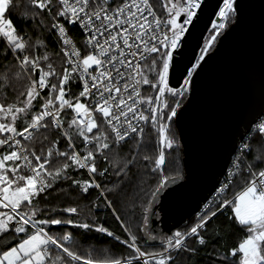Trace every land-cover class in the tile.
<instances>
[{
  "label": "snow or ice",
  "instance_id": "snow-or-ice-1",
  "mask_svg": "<svg viewBox=\"0 0 264 264\" xmlns=\"http://www.w3.org/2000/svg\"><path fill=\"white\" fill-rule=\"evenodd\" d=\"M203 4L0 0V84L22 83L0 96V264H202L201 252L206 264H264V151L249 159L253 141L264 145V118L195 223L168 235L149 230L161 194L183 179L166 168L165 151L178 147L171 124L238 19L237 0H221L199 55L172 86ZM13 9L30 32L17 29ZM81 170L87 178H77ZM230 186L242 190L228 198ZM225 213L246 235L221 251L213 222ZM69 229L98 233L123 251L81 253ZM149 242L160 247L149 250Z\"/></svg>",
  "mask_w": 264,
  "mask_h": 264
},
{
  "label": "water",
  "instance_id": "water-1",
  "mask_svg": "<svg viewBox=\"0 0 264 264\" xmlns=\"http://www.w3.org/2000/svg\"><path fill=\"white\" fill-rule=\"evenodd\" d=\"M238 19L219 36L193 77L192 91L174 125L183 179L161 194L149 224L169 234L188 222L214 191L239 140L264 110V0H237ZM221 0H204L173 72L176 86L185 65L199 55Z\"/></svg>",
  "mask_w": 264,
  "mask_h": 264
},
{
  "label": "trees",
  "instance_id": "trees-1",
  "mask_svg": "<svg viewBox=\"0 0 264 264\" xmlns=\"http://www.w3.org/2000/svg\"><path fill=\"white\" fill-rule=\"evenodd\" d=\"M23 9H19V12L22 13ZM13 20L15 26L17 29H22L24 32H30L32 25L31 24H25L22 19H20V16L18 15V10L13 9L12 14L9 17ZM211 32V29L206 33L205 38L209 36ZM72 34L75 35L77 39H79V32L78 30H73ZM204 38V39H205ZM215 45V44H214ZM203 46V45H202ZM214 47V46H213ZM55 49V45L49 44V51L53 52ZM20 88L22 87V83H16V82H9L5 81L3 84H0V96H2L5 92V88L7 87L8 94H12V87ZM47 91V90H45ZM150 94V93H146ZM171 133L175 134V138L178 144L177 146H174L171 150L165 151V157H166V168L169 175H175L177 171L181 172L183 175L184 172V166L182 162V150L180 146V141L178 138V133L176 131L174 122L171 124ZM170 133V134H171ZM64 142L61 143V149H63ZM253 152L249 155V159L254 158V155L257 151H264V145L259 144L255 141L251 144ZM125 152H127V147L124 149ZM158 155V152L156 153ZM135 171V170H134ZM82 175L77 178H87L86 172L81 170ZM242 189L237 187H231L228 191V198H232V196ZM95 196V193L93 192V197ZM83 203H87V201H83ZM229 213H225L224 215H218L217 218H215L213 222V227L219 232L220 238L217 240V247L220 248L221 251H223L225 248H231L234 246H238V244L243 240V238L246 235V232L242 230L238 225H234L231 222L227 220V216ZM161 216V212L157 211V222L159 217ZM193 224V217L186 222L185 224L175 228L172 230L174 232L177 229L183 230L185 227L191 226ZM106 226H112V222L109 221ZM156 227L149 224V230L153 233H155L153 230H155ZM73 232L74 239L76 240L77 245L79 246V250L81 253H87L88 251L95 249L96 251L93 253L96 257L102 258L105 250H108L113 255H119L123 250L120 248L118 244H116L114 241H111L110 238H106L98 233L88 232L83 233L81 230L77 229H69ZM159 234V232H158ZM170 234V233H169ZM162 235H168L163 233ZM143 240H141V244L143 245ZM5 244L4 241H0V247H2ZM149 250H155L160 247L159 243H152L149 242L147 245ZM196 259H199L202 261V264H206L204 260V252L199 253L198 257ZM187 264H193L192 261H188Z\"/></svg>",
  "mask_w": 264,
  "mask_h": 264
},
{
  "label": "built area",
  "instance_id": "built-area-1",
  "mask_svg": "<svg viewBox=\"0 0 264 264\" xmlns=\"http://www.w3.org/2000/svg\"><path fill=\"white\" fill-rule=\"evenodd\" d=\"M71 34H72V33H71ZM72 35H73V34H72ZM73 36L75 37V35H73ZM261 118H264V110H263L262 114H261V115L255 120V122L252 124V126H254V124H255L256 122H258ZM246 134H249V131H248V133H246ZM246 134H245V135L239 140V142H238V144H237V146H236V148H235L233 154L231 155V158H230V160H229V162H228V165H227V167H226V169H225L223 175L221 176V178H220V180H219L218 185L216 186V188L214 189V191L210 194V196L208 197V199H207V200L201 205V207H200V208L195 212V214L193 215V223H195V217H196V215H197V214L203 209V207H204V205H205L206 203H209V202L213 201L214 199H219V197L217 196V190L220 188L221 185L227 183L228 178H229V177H228L229 169L232 168V162H233V160L235 159V157H236V155H237V150L241 147V145H242L243 143L248 142V141L246 140Z\"/></svg>",
  "mask_w": 264,
  "mask_h": 264
},
{
  "label": "flooded vegetation",
  "instance_id": "flooded-vegetation-1",
  "mask_svg": "<svg viewBox=\"0 0 264 264\" xmlns=\"http://www.w3.org/2000/svg\"><path fill=\"white\" fill-rule=\"evenodd\" d=\"M164 232H159V234H163Z\"/></svg>",
  "mask_w": 264,
  "mask_h": 264
},
{
  "label": "rangeland",
  "instance_id": "rangeland-1",
  "mask_svg": "<svg viewBox=\"0 0 264 264\" xmlns=\"http://www.w3.org/2000/svg\"><path fill=\"white\" fill-rule=\"evenodd\" d=\"M210 29H211V26H210ZM210 29H209V30H210ZM209 30H208V31H209ZM211 30H212V29H211ZM203 43H204V41H203ZM202 45H203V44H202Z\"/></svg>",
  "mask_w": 264,
  "mask_h": 264
}]
</instances>
